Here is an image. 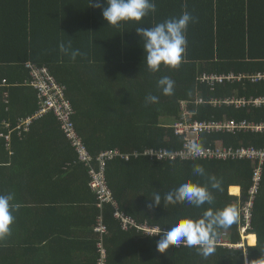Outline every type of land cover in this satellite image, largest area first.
<instances>
[{
  "label": "trees",
  "instance_id": "16d2710c",
  "mask_svg": "<svg viewBox=\"0 0 264 264\" xmlns=\"http://www.w3.org/2000/svg\"><path fill=\"white\" fill-rule=\"evenodd\" d=\"M93 3L95 0H0V170L5 172L0 192L3 187L12 188L20 151H29L32 144L62 145L66 160L51 169L48 180L56 181L58 187L69 182L65 187L71 190L77 183L70 180L80 174L82 193L88 197L81 200L89 201L91 212H96L89 238L62 243L59 251L63 256L73 259L75 252L83 256L80 262L71 260L69 264H99L102 233L96 230L101 218L108 231L103 239L108 264H264V172L252 228L247 231L258 235V245L241 248L240 229L245 224L241 207L254 184V164L157 158V152L184 150L188 135L177 134L179 123L226 118L264 123V109H253V105L239 109L234 104L240 99L249 104L252 98L264 97V80L252 82L259 75L264 77V0H155L156 12L143 18L142 25L119 27L106 25L102 10L92 7ZM185 10L195 22L187 29L183 62L173 70L162 67L157 73L150 72L135 28L154 26ZM61 41H71L81 55L75 60L62 55L58 50ZM28 65L47 68L63 88L73 105L71 119L90 161L80 160L78 148L53 112L38 116L42 100L31 86ZM162 76L175 81L173 95L165 96L157 87ZM148 95L158 96L159 102L147 104ZM197 140L203 147H264V135L253 133L218 132L199 135ZM149 151L154 155L146 154ZM107 152L116 154L106 159L104 172L116 207L104 203L91 188V174L100 173V158ZM42 164L45 169L46 163ZM194 164L203 165L209 175L222 181V190H213L214 204L200 208L164 204V195L185 181L207 183L206 177L193 175ZM233 187L241 189L240 199L230 195ZM156 191L161 205L153 207ZM230 203L239 208V220L221 231L214 254L205 259L184 244L170 246L165 253L157 251L158 228L177 218H199L209 207L222 209ZM115 212L156 233L125 230ZM12 235L8 237L12 239ZM6 249L0 245V257L6 256Z\"/></svg>",
  "mask_w": 264,
  "mask_h": 264
},
{
  "label": "clouds",
  "instance_id": "9594fccd",
  "mask_svg": "<svg viewBox=\"0 0 264 264\" xmlns=\"http://www.w3.org/2000/svg\"><path fill=\"white\" fill-rule=\"evenodd\" d=\"M91 6L100 8L106 25L112 27L123 24L142 25L143 18L156 12L155 0H95ZM194 22L195 17L185 10L180 16L171 17L154 26L135 28L139 42L143 44L144 63L150 72L157 73L162 67L173 70L181 65L187 49V29L189 24ZM58 50L71 60L81 55L79 49L72 48L71 41L67 44L59 42ZM157 87L163 95L171 96L174 93L175 81L169 76H162L157 81ZM145 101L154 105L159 102V97L148 95ZM202 151V143L196 139L186 145V152L193 158L198 157ZM192 172L195 176L206 177L207 183L185 181L164 195V204L186 203L197 208L214 204L213 190H222V181L209 175L201 164H194ZM14 201V193L0 195V240L11 234L15 213L18 211V205ZM160 205L161 195L156 191L153 193L151 206ZM238 220L239 208L235 203H230L222 209L209 207L199 218H177L165 227L157 229V251L165 253L170 246L186 244L195 248L198 254L206 259L216 252V242L221 231H227Z\"/></svg>",
  "mask_w": 264,
  "mask_h": 264
},
{
  "label": "crops",
  "instance_id": "0c3cea01",
  "mask_svg": "<svg viewBox=\"0 0 264 264\" xmlns=\"http://www.w3.org/2000/svg\"><path fill=\"white\" fill-rule=\"evenodd\" d=\"M263 100L264 97L251 99L252 103ZM236 102L248 103L245 99H240ZM248 106L238 108L245 109ZM253 109H264V106H253ZM53 134L56 137V133L54 132ZM241 147L258 148L244 145L234 148ZM65 155L64 146L56 145L50 147L49 144H44V146L32 144L29 147V151L22 150V153L20 151L18 154V163L12 178L14 180L12 188L3 187L1 188L3 191L0 192V195H7L10 192L14 193L15 202L18 205V211L15 213V222L11 231L13 233L12 239L11 237H6L4 241L7 243H0V245H5V248H7V258L6 256H1L0 264H57L58 259L60 264H69L71 260L80 262L81 258H83L81 253L75 252L73 259H69V257L63 256L61 251H59L63 242L89 238V233L94 227V219L96 218V212H91L93 206L89 204V201L83 202L81 200L83 198L88 199V197L82 193L83 186L80 185L83 183L80 184L82 182V179L79 178L80 174L76 173L75 175L78 178L70 180L73 184L77 183V186L71 187V190L65 187L69 185V182L58 187L56 181L48 180L51 177L49 176L51 169L54 171L57 164L64 162L66 160ZM2 156V149L0 148V157ZM42 162L46 163L45 169H43ZM253 164L254 170H256L258 164ZM39 171L41 172L39 173ZM4 173V171L0 170L1 180L5 177ZM38 173L39 175L36 179H33V175ZM46 180L48 181L45 182ZM0 185H4V180L0 181ZM233 189H238L239 193L232 194ZM230 195L240 199L242 191L238 187H233L230 189ZM69 201H74V203ZM78 205H81V207ZM253 235H256L255 237L259 241L257 234L244 233V235H241L242 245L240 247L252 246L249 245L246 238ZM9 241L11 243H8ZM9 244L11 245L9 246ZM257 245L258 242L255 246Z\"/></svg>",
  "mask_w": 264,
  "mask_h": 264
},
{
  "label": "built area",
  "instance_id": "2783aa9c",
  "mask_svg": "<svg viewBox=\"0 0 264 264\" xmlns=\"http://www.w3.org/2000/svg\"><path fill=\"white\" fill-rule=\"evenodd\" d=\"M31 68L32 74V83L31 86L39 93V97L42 100V110L38 116H42L46 113L53 112L56 117L63 123V129L67 134L69 140L74 141L75 146L78 148L80 154L81 161H90L91 157L88 152L85 150L78 134L76 133V126L71 119V116L74 114L73 105L67 100L63 88L59 86V84L54 80L50 71L47 68H40L34 65H28ZM264 77L259 75V77L252 78L253 83H260L263 81ZM233 104V103H232ZM237 107H246L247 105L253 106H264L263 101H255L253 103H243V102H234ZM177 134H186L187 143L192 140L194 136H197L195 139L199 137V135H211L213 133L223 132V133H231V134H239V133H264V123L257 124L248 121H236L232 119H224L221 122L209 121L203 123H193V124H183L179 123L177 126ZM193 136V137H192ZM186 145L184 150L178 152L177 154H169L167 152H157V158L162 159H176L180 157L181 159H216V160H247L252 161L253 163H257L258 167L255 170L254 179H253V187L251 191H249V199L242 206V214L244 216L245 224L241 227L244 233H247L249 229L252 228L255 206L258 196L260 195V190L263 181V171H264V148H255V147H203V151L199 154L198 157L193 158L186 152ZM154 152H146V154H153ZM119 154L117 153V156ZM116 154L113 152H107L102 154L101 161V171L100 173L92 172V183L91 188L95 193L100 197V199L107 204H115V200L113 198L112 193L106 186V179L104 172L106 170V159L115 157ZM127 160L129 157L123 156ZM114 217L116 219L122 220L124 229L128 230L130 228H136L140 231H144L147 234H155V229H150L147 227H138L134 224V222L121 214L120 212H115ZM96 232L102 233L101 240L98 244L99 246V264H108V252L105 248L103 239L106 238L104 235L107 233V228L104 226L103 219L101 218L98 223V227ZM186 245V244H184Z\"/></svg>",
  "mask_w": 264,
  "mask_h": 264
},
{
  "label": "bare ground",
  "instance_id": "6f19581e",
  "mask_svg": "<svg viewBox=\"0 0 264 264\" xmlns=\"http://www.w3.org/2000/svg\"><path fill=\"white\" fill-rule=\"evenodd\" d=\"M215 90V89H214ZM225 99V98H224ZM6 122H7V120H6ZM14 126V125H13ZM88 151V150H87ZM89 152V151H88ZM92 156V155H91ZM107 166H108V164H107ZM95 167V166H94ZM236 193H238V191L237 190H234V191H232V194H236ZM249 242H251V244L252 245H256V243H257V238L254 236V237H251V238H249Z\"/></svg>",
  "mask_w": 264,
  "mask_h": 264
},
{
  "label": "rangeland",
  "instance_id": "374dc122",
  "mask_svg": "<svg viewBox=\"0 0 264 264\" xmlns=\"http://www.w3.org/2000/svg\"><path fill=\"white\" fill-rule=\"evenodd\" d=\"M196 137H197V136H194V137L192 138V140L195 139ZM234 190H238V189H233L232 191H234ZM238 193H239V190H238ZM240 232H241V235H244V231H243L242 229H240ZM254 236H256V235L249 236V237H247L246 239H247L248 242H249V238L254 237ZM224 242H226V241H224ZM257 242H258V240H257ZM246 245H247V244H246ZM249 245H252L251 242H249ZM252 246H255V245H252ZM241 248H242V247H241Z\"/></svg>",
  "mask_w": 264,
  "mask_h": 264
}]
</instances>
